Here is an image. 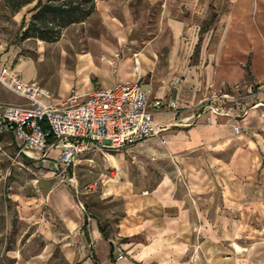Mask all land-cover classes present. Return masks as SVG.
<instances>
[{"label": "rangeland", "instance_id": "374dc122", "mask_svg": "<svg viewBox=\"0 0 264 264\" xmlns=\"http://www.w3.org/2000/svg\"><path fill=\"white\" fill-rule=\"evenodd\" d=\"M238 1L94 0L95 11L81 23L61 28L59 19L45 16L38 26L57 36L45 41L31 28L38 0L18 11L0 0V71L7 66L46 91L52 103L138 78L186 112L233 89L250 99L264 86L253 75L251 53L241 65L242 80L218 84L225 70L216 57L224 39H232L229 29L243 30L251 48L264 40L254 16L230 22ZM23 103L0 80V106ZM183 117L178 112L176 121ZM152 142L92 150L55 177L48 161L59 151L42 164L20 154L11 135H0V264H100L85 232L66 228L53 207L55 196L40 189L42 179L66 192L88 221H99L116 254L154 244L157 252L144 264H264V119L245 136L173 156L158 153ZM165 178L180 212L157 222L163 228L137 222L140 227L122 237L131 203L126 195L151 192Z\"/></svg>", "mask_w": 264, "mask_h": 264}, {"label": "built area", "instance_id": "2783aa9c", "mask_svg": "<svg viewBox=\"0 0 264 264\" xmlns=\"http://www.w3.org/2000/svg\"><path fill=\"white\" fill-rule=\"evenodd\" d=\"M0 80L25 101L0 106V135H11L20 154L33 155L42 164L49 152L59 151L56 160L48 161L55 176L73 168L92 150H125L158 137L166 126L156 122L154 115L178 112L175 99L151 98L140 78L118 81L84 97L74 92L61 103H52L46 91L24 82L7 66L1 68ZM254 107L238 90L209 96L194 109L198 115L210 112L218 116H230L235 111V118H243ZM234 131L238 134L240 127ZM117 256L124 258L122 249Z\"/></svg>", "mask_w": 264, "mask_h": 264}, {"label": "crops", "instance_id": "0c3cea01", "mask_svg": "<svg viewBox=\"0 0 264 264\" xmlns=\"http://www.w3.org/2000/svg\"><path fill=\"white\" fill-rule=\"evenodd\" d=\"M181 1L187 4H194L199 0ZM253 6V11H250L248 8V0H239L233 7L232 12H230L229 20L230 22L237 21L238 19L245 21L249 17L254 16V19L261 23L260 35L264 38V0H253ZM240 30L229 29L228 35H232V39L225 38L222 46H220L216 61L218 66L225 71L222 72L223 75L218 77V84L233 85L243 79L241 65L248 58V53H251L254 77L264 83V40L260 46H255V48L252 46L251 48L248 45L245 32L243 30L240 32ZM239 33L241 34L239 35ZM239 36L244 38L242 43L237 40ZM143 87L149 90L148 86L144 83ZM231 92H235L234 89ZM162 95V91H159L156 95H153L150 91L151 98H162ZM248 102L250 105H256V107L250 109L248 114L243 118H235V111L230 116H218L210 112H204L198 115L196 110L186 112L187 108H182V106L178 107V112L184 117L178 121H176L178 112L157 113L154 115V120L164 124L166 130L158 137L149 138L134 145V147L137 148L153 140L152 143L155 145L154 149L158 153L162 155L170 153L173 156L178 152L200 144L227 143L237 136H245L248 134V131L253 129V124L256 121H263L264 119V113L261 109H264V86L259 87L255 95L248 99ZM236 126L240 127L238 134L234 131ZM162 138H165L167 141L164 146L159 141ZM180 170L182 171L181 168ZM49 181L47 179L41 180V191L50 197V199H53L55 196L53 207L68 230L75 231L82 229L85 232L86 240L91 242V247L95 252V256L99 259L100 264H144L145 261L155 256L157 246L151 244L150 246L136 248L128 252L122 248L125 256L131 257L117 259V254L111 245L113 241L106 240L102 236L99 230V226H101L99 221L94 217L89 218L88 221L87 216L81 213L77 204L71 200L70 196L64 191H59L57 186L50 184ZM56 191L58 194H56ZM114 193L117 194L116 191ZM128 195H126L128 201L131 202L130 206H128L129 211L125 217H122L120 225L121 236L125 238L129 237L135 228L140 227L137 222L143 223V226L145 223H149L153 228H163L164 226L158 225L157 222L165 223L172 216H176L174 214L180 212L181 204L173 197L169 178L162 179L158 187L151 192L138 194L137 196L134 194L132 196ZM86 219L87 225L84 230L83 225Z\"/></svg>", "mask_w": 264, "mask_h": 264}, {"label": "trees", "instance_id": "16d2710c", "mask_svg": "<svg viewBox=\"0 0 264 264\" xmlns=\"http://www.w3.org/2000/svg\"><path fill=\"white\" fill-rule=\"evenodd\" d=\"M11 6L13 11H18L24 6L33 2V0H7ZM37 13L33 16V19L36 20V24H32L31 28L35 29L38 33V38L45 41H50L57 36L52 37L47 33L43 32L42 26H38V24H42V19L50 15L54 18L59 19L64 26L81 23L85 21L92 13L95 11L94 0H48L47 3L43 4L42 0H38L37 5L35 7ZM42 27V28H41ZM59 34V32H58ZM87 219L83 225V229H86ZM99 230L102 236L107 240L108 237L104 232L102 226H99Z\"/></svg>", "mask_w": 264, "mask_h": 264}]
</instances>
